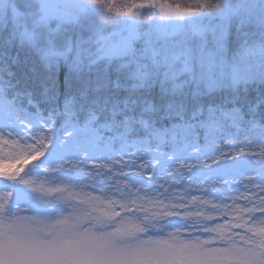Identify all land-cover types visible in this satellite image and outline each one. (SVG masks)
<instances>
[{"label":"snow or ice","instance_id":"6c2138e0","mask_svg":"<svg viewBox=\"0 0 264 264\" xmlns=\"http://www.w3.org/2000/svg\"><path fill=\"white\" fill-rule=\"evenodd\" d=\"M0 264H264V0H0Z\"/></svg>","mask_w":264,"mask_h":264},{"label":"rangeland","instance_id":"374dc122","mask_svg":"<svg viewBox=\"0 0 264 264\" xmlns=\"http://www.w3.org/2000/svg\"><path fill=\"white\" fill-rule=\"evenodd\" d=\"M34 163V161H28L21 165L19 161L12 162L10 160H4L2 161V166H0V171H15L17 168L22 167L24 170H27L28 167L31 166V164Z\"/></svg>","mask_w":264,"mask_h":264},{"label":"trees","instance_id":"16d2710c","mask_svg":"<svg viewBox=\"0 0 264 264\" xmlns=\"http://www.w3.org/2000/svg\"><path fill=\"white\" fill-rule=\"evenodd\" d=\"M123 2V0H116V3H122Z\"/></svg>","mask_w":264,"mask_h":264}]
</instances>
